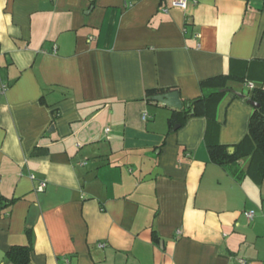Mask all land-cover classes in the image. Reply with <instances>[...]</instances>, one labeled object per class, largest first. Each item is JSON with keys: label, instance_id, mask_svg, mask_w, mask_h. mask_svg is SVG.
Returning a JSON list of instances; mask_svg holds the SVG:
<instances>
[{"label": "crops", "instance_id": "crops-1", "mask_svg": "<svg viewBox=\"0 0 264 264\" xmlns=\"http://www.w3.org/2000/svg\"><path fill=\"white\" fill-rule=\"evenodd\" d=\"M127 2L0 0V264L29 240L28 264H264V180L209 163L205 119L169 132L145 96L264 88V0ZM251 112L225 95L218 143Z\"/></svg>", "mask_w": 264, "mask_h": 264}, {"label": "trees", "instance_id": "trees-1", "mask_svg": "<svg viewBox=\"0 0 264 264\" xmlns=\"http://www.w3.org/2000/svg\"><path fill=\"white\" fill-rule=\"evenodd\" d=\"M242 81V79L233 78L230 75L217 76L202 81L200 83L202 91L200 97L188 101L181 100L183 104L181 110L170 109L172 114L167 119V127L170 132L174 125H182L189 118H204L206 121L204 143L209 163L232 175L234 174V167H238L242 159L248 158L246 171L238 174V176L235 175V178L242 180L245 175H249L256 182H262L264 180V88H252L248 92H241L245 96L246 102L249 100L258 104L259 108L252 107L247 135L241 142L233 146L234 152L229 154L228 147L220 145L217 141L220 127L216 120L217 106L224 96L232 90L229 83H242ZM167 92L170 90H148L145 96L149 99ZM187 103L191 104L189 109L185 107ZM6 205L0 204V209L7 207ZM31 250L30 240L25 246H11L5 254V259L10 264H28Z\"/></svg>", "mask_w": 264, "mask_h": 264}, {"label": "water", "instance_id": "water-1", "mask_svg": "<svg viewBox=\"0 0 264 264\" xmlns=\"http://www.w3.org/2000/svg\"><path fill=\"white\" fill-rule=\"evenodd\" d=\"M229 92H230V94H232L233 96H235V97H237L239 99H244L245 98V96L243 94H241V93L235 92L233 90H230ZM148 101L154 102L156 104H161L163 106H166L168 108L175 109V110H181L183 108V104H182L181 100L179 99V96H178L177 92H167V93H164V94H158L156 96H153V97L149 98ZM247 103L253 108H259L258 104L252 103L249 100L247 101ZM185 107L189 109L191 107V104L187 103L185 105ZM177 127L178 126L175 125L173 127V131L175 129H177ZM233 152H234L233 148H229L228 149V153L229 154H232Z\"/></svg>", "mask_w": 264, "mask_h": 264}, {"label": "built area", "instance_id": "built-area-1", "mask_svg": "<svg viewBox=\"0 0 264 264\" xmlns=\"http://www.w3.org/2000/svg\"><path fill=\"white\" fill-rule=\"evenodd\" d=\"M137 0H131L130 3L127 2V4H125L126 7H130L132 5V3L136 2ZM245 2H248L249 0H244ZM161 2L163 4H165V6L162 8V12L163 13H168V8L169 6H173V7H177V8H180V9H185L186 6H187V2L188 0H161ZM249 90H251L253 88V86L249 85L248 86ZM147 119V115L146 114H143L142 116V120L145 121ZM106 133L109 132L108 129L105 130ZM31 179H34L33 176H31ZM45 188V183L44 182H40L38 184V187L36 189L37 192H42ZM245 216L247 219L249 220H252L253 219V216H254V212L253 211H250L248 213H245ZM239 264H246L245 261L243 260H239L238 261Z\"/></svg>", "mask_w": 264, "mask_h": 264}]
</instances>
